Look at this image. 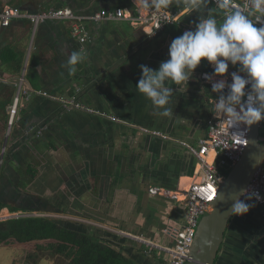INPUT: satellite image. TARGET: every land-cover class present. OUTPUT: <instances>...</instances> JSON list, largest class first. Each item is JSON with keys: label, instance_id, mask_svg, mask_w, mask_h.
<instances>
[{"label": "crops", "instance_id": "crops-1", "mask_svg": "<svg viewBox=\"0 0 264 264\" xmlns=\"http://www.w3.org/2000/svg\"><path fill=\"white\" fill-rule=\"evenodd\" d=\"M17 1L7 0L1 5L17 6ZM172 6L177 4L174 2ZM118 7L131 9L136 5L134 0H119ZM27 20L15 19V26L7 30L0 28V136L3 137L0 175L10 143V139L5 143L8 106L17 81L24 75L26 90L33 93H29L30 99L18 113L15 124L19 120L22 124L20 129L16 128L20 141L10 146L9 165L17 166L15 154L32 152L36 145V153L40 155L39 174L34 181L40 189L36 193L46 197L58 194L69 203L80 202L76 209L96 217L100 222L94 223H99V227L139 237L146 244H163L165 224H170L172 218L180 223L185 221L184 191L197 180V158L176 139L187 140L198 148L196 140L207 133L210 97L201 89L197 76L200 71L211 72L208 62H201L188 87L181 85L178 90V86L169 82L174 93L169 107L174 115L161 117L136 87L142 75L140 65L158 69L169 58L172 40L182 35L180 23L154 33L150 25L97 18L90 23L86 21L90 36L83 45L73 35L69 22L59 21L62 23L58 27L44 25L40 34L38 27L34 34L32 28L27 30ZM172 27H176L175 33L170 30ZM65 30L69 33L70 46L74 45L76 51L86 56L72 74L67 66L71 54L66 52L69 46L65 45ZM51 40L61 41L57 64L47 52L50 45L55 46ZM40 90L65 100L73 99L77 92L81 106L89 109L74 103L59 104L38 94ZM42 125L44 132L39 141L34 145L27 143V135L42 130ZM146 127L168 134V138L148 133ZM246 216L242 218L244 223L236 222L228 231L226 242L230 249L242 242L243 247L233 249L240 253L224 259V264H264V205L256 203ZM134 242L145 250L146 244L135 239ZM115 251L128 264H134Z\"/></svg>", "mask_w": 264, "mask_h": 264}, {"label": "clouds", "instance_id": "clouds-1", "mask_svg": "<svg viewBox=\"0 0 264 264\" xmlns=\"http://www.w3.org/2000/svg\"><path fill=\"white\" fill-rule=\"evenodd\" d=\"M183 3L184 13L205 10V16L195 24L194 30L184 31L174 38L168 49V59L160 63L158 69L140 65L141 78L136 87L161 117H172L169 107L174 97L169 82L188 87L193 72L206 60L214 65V74L223 77L230 64L239 66L245 75L231 74V83L221 79L212 84L211 91L220 93L227 86V96L220 95L212 112L216 117L222 115L236 125L252 126L264 121V23L256 22L264 18V0H251L252 12L233 8L231 0H134L138 11L149 12L157 22L158 29L171 15L168 11L173 3ZM215 4L217 10H228L222 21L218 22L213 10L208 6ZM258 13L256 22L250 16ZM154 35V33H153ZM86 59L79 51H73L67 60L68 71L75 73L76 66ZM204 78L211 80L209 74ZM243 196L244 199H240ZM231 215L243 216L264 201L259 191L243 189L234 200Z\"/></svg>", "mask_w": 264, "mask_h": 264}, {"label": "water", "instance_id": "water-1", "mask_svg": "<svg viewBox=\"0 0 264 264\" xmlns=\"http://www.w3.org/2000/svg\"><path fill=\"white\" fill-rule=\"evenodd\" d=\"M6 1L7 0H0V10H2L6 6V5H1L2 2H6ZM118 5H119V0H73V1L72 0H32V1L18 0L17 1V6H19L21 9L28 10L31 12H38L43 9H57L63 6H69L77 14L79 13L87 16L88 23L97 19L96 14L101 13V15H103L105 11H112L113 9L118 7ZM183 7H184L183 4L181 6H176V7L171 6L170 10L172 12L180 14L181 21L184 23L186 22L187 24L190 25L192 24L195 26V24L199 23L200 19L205 16V10L203 9L200 10L199 13L198 11H194L185 14ZM208 7L213 10V14L217 17L218 22H220L219 13L215 11L214 6L210 4ZM14 20L11 22L9 26L0 27V28L7 30L15 26ZM27 22L29 23V25H27L28 27L27 30H30L32 28V23L30 20H27ZM59 23L62 22L54 21V20L44 21L39 26L38 32L39 34L41 33V29L44 25H50L51 27L54 26L58 27L57 24ZM89 36L90 35L87 36L86 38L87 40L82 41L83 45L84 43L85 44L88 43ZM64 37L65 40L67 41L65 45L69 46V49L66 50V52L71 54L73 51H76V49H74L75 46L74 45L72 46V44L70 46L69 44L71 42H69L70 41L69 33L66 30ZM50 43H54L55 46L53 47L52 45H50V48L48 49L49 51L47 52H50L51 54L50 57L52 59V62L57 64L61 41L51 40ZM208 67H209L208 69L209 71L213 70L212 65L209 63H208ZM202 69L205 70L204 67ZM201 75L202 74L200 71L198 73L197 79L198 82L200 83L201 89L205 92L207 98L226 95V92L223 90L220 93H213L212 91H209L212 85L211 83L203 82ZM31 92L32 91L27 90L26 93L24 94V96H26L28 100L31 97L29 95V93ZM38 94L50 100L58 102L59 104L64 103L61 100V98L55 96V94L52 92L50 93L44 90H40ZM77 94L78 93L75 92L76 96L74 95L73 99H71L72 95H69L70 96L69 99H71L75 105H78L79 108L83 107L89 109V107L87 106H81L80 102L78 101ZM209 120H208V124H209ZM20 123H21L20 120L17 121L16 128L20 129V127L22 126V124ZM137 124H138L137 126H140V123ZM208 124H207V130H208ZM144 130L148 133L154 134L155 136H161V137L165 136L168 138V134L164 133L163 135L161 131L152 130L147 127L144 128ZM17 132L18 131H15V134L12 135V137H10L11 136L10 133L7 134L5 139L6 145L10 138L17 140L19 139ZM205 136L198 138L196 140V143H198ZM263 138H264V121L258 122L257 124L250 126L249 141L247 147L245 148L243 154L240 156L239 160L232 166L230 172L222 179L217 197L212 202H210L207 210H205L202 213L197 228L196 236L190 248V254H189L190 259L185 264H224V259L229 260L233 258L231 255H234L235 253L238 252L240 253L239 250H237L236 252L233 251V249L235 250L241 248L239 247L240 245H242L243 247V242L239 243V246H234L235 248L232 247L231 250L226 245L227 234L229 230L233 229L232 227H234L233 225L236 224V222H240V221L243 222L242 218H246L247 214L243 216H234L231 215L230 210L232 208L233 203L235 202L234 200L239 197V193L241 192V190L247 189L252 178L258 172L264 171V142H261ZM176 140L181 141L183 145L186 146L187 150H190V146L194 145L191 144V142H188L187 140H183L181 138H177ZM2 158H3V153L1 159ZM5 171L6 168L3 167V172L1 174H4ZM13 183L14 182L10 180L8 177L6 178V175L1 179L0 200L5 204H12L17 208H22V205H19V203L15 201L16 199L22 201V193L17 191L15 187L16 182L15 185ZM149 188L150 186L148 187V189ZM172 189L177 190V187H173ZM4 195H8L10 200L5 199ZM26 196L28 197V195ZM242 197L243 196H241L240 199H242ZM43 199L45 198L43 197ZM256 203L259 205H264V203H259V202ZM79 204L81 203L74 202L73 206L76 207ZM27 210L40 211L41 209L28 208ZM84 215H86L84 217L92 219L93 223L100 222L99 220L95 219L96 217H91L87 213H85ZM17 217L18 215L11 214L6 218H0V221L8 220L11 218H17ZM53 221L66 229L84 234L86 236H89L93 240H98L99 242H102L103 244H106L114 248L115 250L117 249L126 258L130 259L134 264H172L173 261L172 255L166 249L158 247L152 243L146 244L145 241H142L137 237H133L127 234H117L104 227H98L96 223L94 224L89 223L88 219L85 223H83L82 221H76V220L69 221L65 219H53ZM180 226L181 223L179 222V220L172 218L171 223L170 224L166 223L165 227L162 230L169 238H172L175 236L174 229ZM134 239L143 244H146L147 246L145 247V250H142V248L136 246ZM167 241H165L162 245L171 246L170 241L168 242ZM174 244L172 246H174ZM147 249H150L149 253Z\"/></svg>", "mask_w": 264, "mask_h": 264}, {"label": "built area", "instance_id": "built-area-1", "mask_svg": "<svg viewBox=\"0 0 264 264\" xmlns=\"http://www.w3.org/2000/svg\"><path fill=\"white\" fill-rule=\"evenodd\" d=\"M212 5L215 7V4ZM231 6L233 8H241V10L246 12H252L251 0H231ZM168 11L171 15L167 17V20L164 21L158 29H156L158 27L156 19L147 11H138L137 7L131 9H128L127 7H116L115 10L112 12L110 11L107 16L99 14L96 18L126 19L136 24L150 25L154 33L163 31L168 26L176 23L181 24L183 29L182 34L184 31L194 30V25L184 24L181 21L180 14L172 12L171 10ZM217 11L219 13V21H222L228 10ZM257 15L259 14L255 13L251 15L250 18L256 22ZM14 19L30 20L34 34H36L39 25L44 21L54 20L69 22L73 35L79 37L81 41L86 40V21L88 17L77 14L68 6L31 12L21 9L19 6L7 5L0 10L1 27L9 26ZM261 23H264V18H262V21L256 22V26L259 27ZM212 69L211 72H205L211 77L210 81L204 78L205 73L201 75L202 81L205 83H211V85L217 83L221 79L226 81V85L230 84L232 82L231 74L233 72H237L238 75H245L239 71L238 65L233 66L230 64L228 73L223 77L214 74V65H212ZM16 87V92L8 106L9 130H11V127L16 123L22 96H24L27 91L24 75L19 78ZM223 91L226 92L225 96H227L229 92L228 87L226 86ZM218 99L219 97H210L209 100L211 116L206 136L198 142V148L190 146L192 154L198 160L199 170L196 176L197 180H194L189 188L184 191L185 205L187 207L186 219L180 227L174 229V246H161L171 253L173 259L172 264H185L190 259V248L196 236L202 213L207 210L210 202L217 197L220 183L226 176V174L221 171V168L224 165H229L232 168L248 145L250 126L243 124L236 125L230 119H226L223 115L221 117H216L212 112L215 101ZM61 100L64 104L73 103L71 100H65L62 98ZM247 189L259 191V193L264 196V171L258 172L252 178ZM242 199H244V197H242ZM259 203H264V201Z\"/></svg>", "mask_w": 264, "mask_h": 264}, {"label": "trees", "instance_id": "trees-1", "mask_svg": "<svg viewBox=\"0 0 264 264\" xmlns=\"http://www.w3.org/2000/svg\"><path fill=\"white\" fill-rule=\"evenodd\" d=\"M172 33L176 27L170 28ZM18 67L20 68L19 62ZM6 121V126H7ZM2 135L0 136V153L2 149ZM31 180L36 177L38 171L33 170ZM227 175V174H226ZM30 180V181H31ZM9 206V205H8ZM7 207L0 200V211ZM16 207L10 206V211H16ZM80 233L66 229L51 219L43 217H19L0 221V245L23 247L35 251L46 248L56 253L73 256V264H123L125 261L114 249L102 245L98 240Z\"/></svg>", "mask_w": 264, "mask_h": 264}, {"label": "flooded vegetation", "instance_id": "flooded-vegetation-1", "mask_svg": "<svg viewBox=\"0 0 264 264\" xmlns=\"http://www.w3.org/2000/svg\"><path fill=\"white\" fill-rule=\"evenodd\" d=\"M27 101H28L27 97L22 96V101H21V104L19 106V112H20V110H22V108H24L26 106L25 104ZM18 129H16V124H14L11 127V130L7 129V133H10V135H11L10 137H12V135H14L15 131H18ZM43 132H44V125H42V130H40L39 132L36 131L33 135H30V136L27 135L28 136L27 143L29 142V143H32L34 145V142L39 141V138L41 137V135H43ZM15 141L17 142L20 140L10 138V143L11 142L12 143L11 144L9 143L7 146L6 156H5V164H4V168H6V171L4 174L0 175V183H1V179L6 175V178L10 177V179L14 182L13 183L14 185L16 182L15 187H16L17 191L22 193V201H20L19 199L15 200L17 203H19V205H22V208L16 207L17 210L14 211V212H19L17 214L15 213L16 215H18L17 218H19V217H43V218L51 219V220H53V219H65V220H69V221H73V220L82 221L83 223H85L87 221V219L86 218H80V216H79L80 214L83 215L85 212L82 210L76 209L79 207V205L74 207L73 202L69 203L67 198L61 197L58 194H56L54 197H46L45 195L42 196V194L36 193V191H38L40 189L37 185L34 184V181L37 179L38 174H39V170L37 168V166H38L37 161H39V156H40L39 154L37 155V153H36L37 152V150H35V147H37L36 145H34V151H32V152L26 151V152H22V154H20V153L15 154L16 158L18 160V161L16 160L18 162L17 166H10L9 165L10 159H7L10 157V150L9 149H10V146L15 145V143H16ZM261 142H264V138L261 140ZM28 153L31 155H28ZM30 157H32V160L29 159ZM21 158H22V160H21ZM28 162H30V163H28ZM23 163H25V168L21 169L23 167ZM34 169L37 170L38 173H37L36 177H34L31 180ZM1 173H2V171H1ZM26 195H28V197ZM4 197H5V199L10 200L8 195H4ZM43 197L45 199H43ZM6 205H7V208L10 210V206L12 204H6ZM28 208H32V209L40 208L41 212H54L55 214H53V213L51 215L48 213H35V214H33L34 212H37V211L27 210ZM45 214H47V215H45ZM9 215H11V214H9L8 211H3L2 213H0V218H6ZM182 224H183V221L181 222V225ZM96 225H100V224L97 223ZM79 237H82L81 233H80ZM163 237L165 238V241H167L169 239L168 241H170L171 246L174 244V242H175L174 237L169 238L165 233L163 234ZM95 241H93V242H95ZM100 243L102 245L107 246L106 244H103L102 242H100ZM156 246L161 247L162 243H160L159 245H156ZM45 251H49L53 255H56V256L60 255V256L65 257L66 259H69V261L66 260V262L64 264H73V262H72L73 256H69V255H65V254H61V253L59 254V253L53 252L49 249L46 250L44 248H40L38 251L35 250L34 252L39 256L40 254L42 255V253Z\"/></svg>", "mask_w": 264, "mask_h": 264}, {"label": "rangeland", "instance_id": "rangeland-1", "mask_svg": "<svg viewBox=\"0 0 264 264\" xmlns=\"http://www.w3.org/2000/svg\"><path fill=\"white\" fill-rule=\"evenodd\" d=\"M230 170L231 167L229 165H224L221 168V171L225 174H228ZM3 211H8L9 214L19 213V212H12L7 207L3 208L0 211V213H2ZM35 213H48L50 215L52 213L55 214L54 212H41V211L34 212L33 214ZM79 216L80 218H85L82 214H80ZM66 260L69 261V259H66L65 257L60 255L57 256L53 255L49 251H45L42 253V255L40 254L38 256L34 251L27 250L23 247L11 248L10 246L7 245H0V264H64Z\"/></svg>", "mask_w": 264, "mask_h": 264}, {"label": "bare ground", "instance_id": "bare-ground-1", "mask_svg": "<svg viewBox=\"0 0 264 264\" xmlns=\"http://www.w3.org/2000/svg\"><path fill=\"white\" fill-rule=\"evenodd\" d=\"M145 241V240H144Z\"/></svg>", "mask_w": 264, "mask_h": 264}]
</instances>
